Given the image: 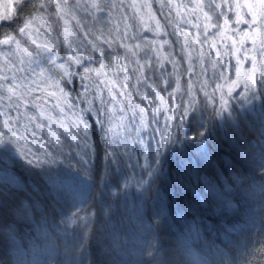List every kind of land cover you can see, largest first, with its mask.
Wrapping results in <instances>:
<instances>
[{
    "label": "snow or ice",
    "instance_id": "6c2138e0",
    "mask_svg": "<svg viewBox=\"0 0 264 264\" xmlns=\"http://www.w3.org/2000/svg\"><path fill=\"white\" fill-rule=\"evenodd\" d=\"M155 2L163 24L153 10V0H130L127 5L124 0H75L73 4L17 0L18 9L0 15V21L13 22L11 31L0 24V184L23 186L10 170L17 155L31 167L52 162L75 145L81 161H91L89 119L93 114L103 135L120 137L129 160L132 152H139L149 172L153 165L161 171L163 149L182 139L179 130L201 102L195 81L190 78L186 87L181 83L184 74L195 75L197 63L201 75L205 64L213 69L212 92L207 90V79L199 81L206 104L219 103L223 109L237 94L246 97L253 90L264 94V0ZM53 7L55 12H50ZM125 7L131 9V17ZM77 9L96 22L103 20L105 12L109 20L118 13L119 20L105 33L86 28ZM15 11L22 14L21 19L28 17L22 26L20 20L13 21ZM145 32H151L152 38ZM174 44L187 61L186 68L174 55ZM117 45L124 50L122 55ZM245 62L250 67L245 68ZM232 69L234 79L227 75ZM76 81L80 90L73 93L68 85ZM203 135V131L197 133ZM130 142L147 144L148 152L140 147L130 150ZM113 143L106 141V169H118L121 164L122 156ZM32 146H38L37 150ZM139 165L137 158L133 166ZM211 190L215 192L216 186ZM227 207L233 205L228 202Z\"/></svg>",
    "mask_w": 264,
    "mask_h": 264
},
{
    "label": "trees",
    "instance_id": "16d2710c",
    "mask_svg": "<svg viewBox=\"0 0 264 264\" xmlns=\"http://www.w3.org/2000/svg\"><path fill=\"white\" fill-rule=\"evenodd\" d=\"M21 16L15 11L13 21L21 25ZM12 23L1 24L11 31ZM196 94L201 102L179 130L182 139L163 149L161 171L146 168V186L134 181V159L106 169L111 134L103 135L95 114L92 161L82 191L68 184L72 201L57 187L67 177L52 164L12 160L23 186L0 184V264L38 257L42 264H264V94H237L223 109Z\"/></svg>",
    "mask_w": 264,
    "mask_h": 264
},
{
    "label": "rangeland",
    "instance_id": "374dc122",
    "mask_svg": "<svg viewBox=\"0 0 264 264\" xmlns=\"http://www.w3.org/2000/svg\"><path fill=\"white\" fill-rule=\"evenodd\" d=\"M74 2H75V0H69L70 4H73ZM129 2H130V0H124L125 5H127V3H129ZM185 2H188V0H185ZM17 5H18L17 4V0H0V15H5L9 11L16 10ZM158 8H159V5L155 2V0H153V10L156 12L157 18L160 19L161 23L163 24V23H165L164 17L161 16ZM49 11L50 12H55V8L54 7L50 8ZM76 12H77L78 17L81 19L82 24H84L86 26V28L87 27H91L93 29H103L105 33H107L108 30L113 26V24L116 23L119 20L118 13H114L113 14V16H114L113 20H109L108 17H107V14L105 12V14L103 16V20L101 22H96V21H94L92 19L91 15H89V14H87V13H85V12L79 10V9H77ZM125 12H126V14L129 17L132 16L131 9H127V7H125ZM27 18L28 17L26 16L24 19H27ZM3 22H8V21H0V24L3 23ZM130 22H132V21H130ZM72 23H73V25H75V21H73ZM22 24H23V21H22L20 26H22ZM182 27H185L186 30H190L193 33L195 31V30L190 29L189 26L182 25ZM122 28H123V25L121 24V29ZM133 30H135V29H133ZM168 31L171 32V28L170 27L168 28ZM143 34L146 37H148V38H152V33L151 32H145ZM78 35H82V34L78 33ZM166 38L170 39V40H173V41L175 40V38L171 37V36L166 37ZM175 49L179 50V46L174 44V49H173L174 55L176 54L175 53ZM106 50L107 51H111V50H109L107 48H106ZM116 51L119 52L122 55L124 50L119 48V46L117 45L116 46ZM141 55H143V53H141ZM61 56H64L63 48L61 49ZM175 56H176L177 59H179L177 55H175ZM182 60L185 62V66H183V67L186 68L187 67V61L185 59H183V58H182ZM232 63L234 64L235 61L233 60ZM41 66H46L44 61H41ZM93 66L94 67H98V64L93 65ZM167 66L170 67V70H171V65H167ZM33 67L36 68L37 72L39 71V68H37L35 65H33ZM248 67H250V64L245 62V68H248ZM184 75H186V80L185 81H181V83L185 87H186V82L190 78L193 81L200 80V79H202V80L207 79L209 81V87H210V78L213 77V69L211 68V66L209 64H205V72H204L203 75H201V68H200V65H199L198 68L197 67L195 68V75L194 76L189 77L188 74H184ZM227 75L234 79L235 78L234 77V69H232L231 71H228ZM195 87H196V89L199 88V86H197L196 84H195ZM68 90L72 91L73 93L75 91H77V90H80L78 81L73 82L72 84L68 85ZM237 90H240V89L238 88V89H236V91ZM137 100H138V98H137ZM177 103H180V101L177 100ZM81 107H84V105H81ZM163 124H164L163 117H161V127H163ZM121 135H123V134H121ZM159 138H160L159 134L157 133L156 139L158 140ZM119 139H120V137H114L111 134V141H113V140L115 141V143H113L112 146H113V148H116L117 151H119L121 156H122L120 166L121 167L128 166L129 164H131V160L132 159L137 160V158H139V152H132V159L129 160V157L125 154L123 145L119 143ZM37 147L38 146H32L33 151H36ZM137 147L142 148L145 153L148 152L147 144L136 145V144L130 142V150L131 149H135ZM152 147H153V149H155V147H156L155 141L152 142ZM77 151H78V149L75 147V145H73V147L71 149L65 148L62 154H59V155L55 156V158H54V160L52 162H48V161L41 162L42 164H48V166H49V164L50 165L52 164L53 169L57 172V174H56L57 177L58 176L59 177L62 176V178L63 177H67L66 179H64V182H63L64 184H66V186L64 187V185H60V186H57V187L60 190L62 189L63 190V194L62 195L66 196L68 198V200L70 199L71 201H72L73 196H71V194H70V189H69L70 185L68 186V184H72L73 185L72 186L73 188L71 187V190L74 189V188H79V190L82 191L83 187L80 185V183H82L83 178H85L84 177V170L89 169L90 163L92 161L91 160L88 163H83L81 161V157L76 154ZM141 158L143 160V164L139 165V166H133L134 169H130V171H131V173L135 174V179L136 180H134V181L138 184V186H139V184L146 186L147 183H148V179H147V177H145L146 175H144V171H146V166H145L143 155H141ZM15 159L25 160L23 157H20L19 155H17V157ZM65 173H66V175H65ZM56 183H57V181H56ZM113 188L114 189L111 188L110 191L112 192V194H115V192H116L115 191V186H113ZM73 192H76V191H73ZM77 198H78L77 201L80 200V197H77ZM68 224H71V221ZM63 227H64V224H63ZM63 234H65L64 231L62 232V235ZM46 254L47 253H43L41 256H44ZM37 256H39L38 252L36 253V257ZM38 258L40 259V257H38ZM38 258L35 259L36 263L37 264H42L41 260H39ZM32 262H33V260H32ZM33 264H35V263H33Z\"/></svg>",
    "mask_w": 264,
    "mask_h": 264
}]
</instances>
